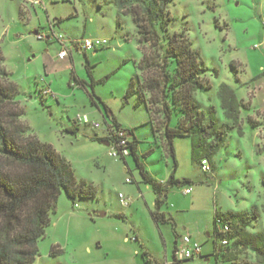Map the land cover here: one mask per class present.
Here are the masks:
<instances>
[{
    "label": "rangeland",
    "instance_id": "1",
    "mask_svg": "<svg viewBox=\"0 0 264 264\" xmlns=\"http://www.w3.org/2000/svg\"><path fill=\"white\" fill-rule=\"evenodd\" d=\"M168 11V34L187 36L207 68L210 88L194 93L201 106H213L217 122L226 121L217 94L221 83L233 88L244 105L241 132L236 127L228 132L210 172L192 160L189 136L173 139L175 177L189 182L170 187L162 209L172 216L156 221L151 215L155 192L142 182L132 157L110 156L111 146L97 139L106 135L108 115H113L132 130L140 160L153 176L162 178L174 167L162 139L154 135L145 104L135 94L126 97L134 62L142 55L130 15L114 0H41L39 5L0 0V66L18 85L16 100L24 110L19 120L28 128L26 135L51 144L78 179L97 189L95 197L75 200L61 191L45 235L37 242L34 264H156L146 248L161 263L165 258L171 262L174 239L183 227L193 231L208 254L220 241L213 239L215 205L224 211L264 205V0H171ZM36 30L107 43L85 53L70 48L60 59V44L38 39ZM163 44L164 51L166 40ZM144 46L149 49V43ZM82 114L99 127L77 124ZM74 125L75 132L69 131ZM126 177L133 181L125 182ZM186 187L191 193H185ZM119 193L129 198L128 205L121 204ZM251 229L264 231L262 215ZM53 248L60 252L52 254ZM210 253L207 260L175 264H231ZM244 254L255 261L253 252Z\"/></svg>",
    "mask_w": 264,
    "mask_h": 264
},
{
    "label": "trees",
    "instance_id": "2",
    "mask_svg": "<svg viewBox=\"0 0 264 264\" xmlns=\"http://www.w3.org/2000/svg\"><path fill=\"white\" fill-rule=\"evenodd\" d=\"M114 1L122 13L130 15L142 51L139 60L134 62L135 70L126 97L135 94L137 102L145 104L154 135L162 139L164 153L173 157L174 167L166 180H157L141 162L137 141L131 137L132 130L124 128L113 115H108L111 123L106 135L97 139L106 140L112 146L117 133L125 132L128 153L120 159L132 157L142 182L155 192L152 217L165 221L160 209L166 203L170 187L189 182L187 178L175 177L173 139L189 136L192 160L200 165L206 159L210 171L214 170L213 158L226 142L228 132L235 127L241 132L240 109L244 103L233 88L221 83L217 94L226 121L219 124L215 108L204 109L194 97L197 90L210 88L205 78L207 68L199 50L192 47L187 36L176 32L168 34V24L172 20L168 11L171 0ZM35 33L40 32L36 30ZM163 40L167 43L164 51ZM146 43L149 49L144 46ZM8 76L0 66V264H34L39 254L37 242L45 235L49 213L55 208L61 191L75 200L95 197L97 189L86 179H78L71 165L51 144L34 135H26L28 128L19 120L24 110L18 107L16 100L19 88ZM144 91L149 93V98ZM92 101L95 103L93 98ZM175 115L176 121L172 124ZM75 130V125L69 128L71 132ZM261 215L264 227V205L255 204L241 211L216 210L213 239L226 238L227 243H214L211 255L231 264H264V231L251 229ZM223 225H228L227 232L220 231ZM246 250L253 252L254 262L244 258ZM58 252V248L51 250L52 254ZM173 253V264L181 262L174 259Z\"/></svg>",
    "mask_w": 264,
    "mask_h": 264
},
{
    "label": "built area",
    "instance_id": "3",
    "mask_svg": "<svg viewBox=\"0 0 264 264\" xmlns=\"http://www.w3.org/2000/svg\"><path fill=\"white\" fill-rule=\"evenodd\" d=\"M33 5H39L41 4V0H28ZM37 35L38 39H52L57 41L60 44V49L58 51L57 56L62 59L66 57L70 51V48L75 47L77 50H80L82 52H86L89 49H95L98 46H103L107 43L106 39H96V38H87V37H81L73 40L66 39L65 36L61 33H55L52 31V33L49 35L48 33H35ZM46 92H49L48 90ZM76 121L78 123H85V124H91L92 127L98 128L99 123L98 122H90L86 114L78 115L76 118ZM128 149L126 147V137L125 132L119 131L117 133L116 140L114 141V144L111 146V150L108 152V154L112 157H122L127 155ZM200 168L203 172H209L210 166L206 159H203L200 164ZM132 179L130 177L125 178V182H131ZM190 189H185V193H188ZM121 204L128 205L129 204V198L125 199L122 193L118 194ZM228 225H223L221 227V232H227L228 231ZM221 244H226L227 240L226 238L220 239ZM174 259L176 261H187L193 258H202L207 257L202 255V245L198 241H195L191 238L189 234H182L179 239L178 243L175 247L174 253H173ZM173 263V262H172ZM169 262H164L162 264H172Z\"/></svg>",
    "mask_w": 264,
    "mask_h": 264
},
{
    "label": "crops",
    "instance_id": "4",
    "mask_svg": "<svg viewBox=\"0 0 264 264\" xmlns=\"http://www.w3.org/2000/svg\"><path fill=\"white\" fill-rule=\"evenodd\" d=\"M35 33V32H34ZM73 39H77V38H73ZM72 39V40H73ZM72 49V48H71ZM73 49H76L75 47H73ZM77 50V49H76ZM69 53H70V51H69ZM68 56V55H67ZM66 56V57H67ZM66 57H64V58H66ZM63 59V58H62ZM126 170V169H125ZM170 173V172H169ZM169 173L167 174V175H165V176H162V178H157V177H155L157 180H161V181H164V180H166L167 179V177L169 176ZM179 185V184H178ZM185 189H187V187L185 188ZM184 189V190H185ZM189 189V188H188ZM189 193H191V191H189L187 194H189ZM168 194H169V191L167 192V198H168ZM217 202V201H216ZM216 210H220V211H224V210H222V209H219L218 208V206L217 205H215V207H214V212L216 211ZM160 211L164 214V219H167V217H171L172 215H171V212L169 211V210H163L162 208L160 209ZM166 213H168L169 215H166ZM118 215H122V214H118ZM213 217H214V215H213ZM183 229H184V232H182V233H178L177 235H176V237H175V239H174V242H173V246H172V248H171V253H173V248H174V245L176 244V242L178 241V239H179V237L182 235V234H189L190 236H191V238L194 240L195 238H194V235H192V232L193 231H191V229L189 228V229H187V227H183ZM197 229V228H196ZM197 232H199V231H197ZM199 233H203V232H199ZM207 235L209 236V233L207 232ZM195 241H197L196 239H195ZM203 249V248H202ZM145 252L147 253V254H149L148 256H149V258H151V259H153L154 261H155V263L156 264H162V263H164V262H169L166 258H165V261L164 262H160L159 260H157V258H156V255H152V253H151V251H150V249H148V248H146L145 249ZM208 254H205V253H203V250H202V255H209V253L210 252H207ZM211 254V253H210ZM165 257H166V255H165ZM208 259V257H206V258H204V260H207ZM169 263H172V261L171 262H169ZM173 264V263H172Z\"/></svg>",
    "mask_w": 264,
    "mask_h": 264
},
{
    "label": "water",
    "instance_id": "5",
    "mask_svg": "<svg viewBox=\"0 0 264 264\" xmlns=\"http://www.w3.org/2000/svg\"><path fill=\"white\" fill-rule=\"evenodd\" d=\"M102 143H104L105 145H109L108 141H106V140H105V141L103 140ZM104 214H105V213H103V215H104Z\"/></svg>",
    "mask_w": 264,
    "mask_h": 264
}]
</instances>
